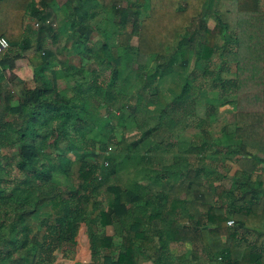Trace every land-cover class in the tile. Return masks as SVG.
Masks as SVG:
<instances>
[{
  "label": "trees",
  "instance_id": "16d2710c",
  "mask_svg": "<svg viewBox=\"0 0 264 264\" xmlns=\"http://www.w3.org/2000/svg\"><path fill=\"white\" fill-rule=\"evenodd\" d=\"M35 1L0 0V43L5 39L16 48L3 55L0 68V264H53L60 251L69 257L67 245L88 216L89 264H139L140 258L154 264H264L260 240L231 241L242 230L256 232L253 226L264 220V179L254 178L264 164V40H256L263 31L252 20L260 0H128L124 10L116 0H99L101 9L93 12L67 1L59 30L74 34L85 17L103 11L110 21L105 40L92 46L79 40V60L87 61L65 62L62 70L54 51L45 48L53 28L40 25L31 55L33 84H25L16 99L9 85L18 77L6 76L5 68L14 70L22 56L23 25ZM48 16L40 15L43 22ZM210 17L215 25L204 33L189 26ZM192 53L201 66L197 74L187 72ZM216 62L224 63L219 70ZM103 68L111 70L106 85L98 79ZM224 70L228 76L222 78ZM174 71L184 72L185 81L162 87ZM63 75L70 84L64 90L57 83ZM134 90L139 102L128 110L123 101ZM227 103L234 119L220 124L222 134L213 138L208 126ZM114 123L139 128L141 135L120 146ZM151 138L157 140L151 149L178 145L170 164L155 169L154 156L144 155V163L137 158L139 142ZM224 160L240 168L231 173ZM139 162L151 185L129 171ZM126 170L130 174L122 176ZM122 205L126 210H119ZM107 225L113 234L100 230ZM175 244L185 250L174 253Z\"/></svg>",
  "mask_w": 264,
  "mask_h": 264
},
{
  "label": "rangeland",
  "instance_id": "374dc122",
  "mask_svg": "<svg viewBox=\"0 0 264 264\" xmlns=\"http://www.w3.org/2000/svg\"><path fill=\"white\" fill-rule=\"evenodd\" d=\"M72 1L74 6L73 9H77L76 7H79L78 11H82V12H93V11H97L101 9V5L99 3V0H89L88 2H84L83 0H69ZM62 2V1H61ZM128 4V0H116L115 1V5L118 6V10H124L126 9ZM51 6V5H50ZM49 6V19L51 20L50 26L53 28L52 32L50 34H55V32L60 29L59 28V23L62 22V18L64 17L65 19V10H63V7H50ZM57 8V9H56ZM53 11V12H51ZM119 16V14H118ZM114 20V19H113ZM84 25L85 27H82L81 29H76L77 32L72 34L73 35L72 38H67L61 45H57V44H52L51 47L53 48H57L59 49V55H60V59L58 60L60 62V64H63V60L64 59H70V62L75 63L77 66H79L78 64H84L87 59L84 57L82 60H79V57H81V55H77L76 53L72 52L73 48L75 46L74 43H76L77 41L75 40H79L80 38L84 39V41L88 40L89 41V45H99V43H102L105 40L104 34H103V28L107 25H109L110 21H109V14L106 12L101 11L99 14H97L95 17H85L84 18ZM63 23V22H62ZM215 25V19L214 18H208V19H204L203 18H197L194 21L191 22V24L189 25L191 29L195 30V31H199L200 33H204V30L207 28V26H211L213 27ZM110 26V25H109ZM108 26V27H109ZM93 28V31L91 32L90 35V39H86L83 35V33L86 30H91L89 28ZM40 28V27H39ZM132 29V25L131 22L127 25L126 31L127 30H131ZM70 34V33H69ZM257 38V37H256ZM75 39V40H72ZM257 40V39H256ZM133 43L138 44V39L136 36H133L132 40ZM92 44V45H91ZM194 43L193 41L190 42V47L193 48ZM36 47V46H35ZM50 47V48H51ZM199 63L196 62L195 60V55L192 53L191 59L189 62H187V72H193L195 71L196 74L198 71V69H196L197 66L201 67L200 65H198ZM224 63H219L216 62L213 66L214 70H219V66L222 65ZM87 66V63H86ZM136 66V65H135ZM215 66H217V68H215ZM134 68V65H133ZM212 68V66H211ZM90 69V68H88ZM231 71L235 70V66L233 65L231 68ZM111 73V70L109 68H103L102 70V74L99 76V82L103 83L104 85H106L105 81L109 78ZM217 73V72H216ZM214 73V74H216ZM202 74V73H200ZM212 76V75H211ZM226 76H228L227 72L224 70L221 73V77L225 78ZM202 77V75H201ZM33 80V76L31 78ZM66 86L69 87V83H68V79H66ZM133 81H136V79L134 78ZM185 81V75L184 72L181 71H174L172 73V76L168 79H166L165 82L162 83V87L164 88H168L170 82H177V83H182ZM20 93H18V97L20 96ZM138 92L137 91H133L131 92V95L128 96L127 98L124 99L123 101V106L125 108H127L128 110L132 109V106H134L135 104H137L139 102L138 100V96H137ZM106 108V109H105ZM113 107H111L109 110H111ZM151 109L155 110V105H151L150 107ZM219 111L217 112L218 114L213 116L214 118L211 119L210 124L208 126L210 135L213 138H217L222 134V131L220 130V124L224 123L225 121L228 123H231L234 119V110L231 108L230 104H221L218 107ZM108 107H105L104 105V111H107ZM121 111V110H119ZM156 111V110H155ZM146 112L147 116H150L152 114H154V112ZM141 117H145L144 113L139 114ZM8 118H11V114L7 116ZM196 125L195 128L196 130H198L199 128H201L200 126ZM129 126H121L117 123L112 124V129H113V133L116 136L115 140L118 141V143L123 145L124 143L127 142H131L133 140H136V137L138 135H141V130H139V128H136L134 126H131L130 128H128ZM107 132H111L110 129H107ZM191 133H194V131L192 130ZM196 133H198L196 131ZM195 133V142L197 141V137L198 135H196ZM138 138V137H137ZM171 141V140H170ZM169 139L163 141V143H168ZM118 143H112L111 147L113 149H117L118 148ZM156 139L151 138L148 142L147 141H143V142H139V147L138 150L136 151L137 154V158L139 160L142 159L143 163V156L146 155L151 156L153 155L156 158V164H155V169H158L162 164H166L172 161V158L174 157L172 155V152H170L169 149H151L153 146L156 145ZM223 150V149H222ZM4 152L7 154H12L13 155V150H11L10 148H6L4 149ZM177 152V151H176ZM136 154H135V158H136ZM161 156V161H159V158ZM222 156V155H221ZM226 160H224L223 162H225ZM103 162L100 161L98 162V164H102ZM110 163V162H109ZM140 163L138 166L133 167L132 169L137 172L140 168ZM162 163V164H160ZM218 163V162H216ZM226 163L231 164L233 162L231 161H226ZM109 165V164H108ZM107 165V166H108ZM103 165H101L102 168ZM199 167V166H198ZM130 172L129 171H124L122 172V176H126L129 175ZM59 176L61 177L62 183L65 184L67 183V178H65V176L63 174H59ZM138 181L142 182V183H147L149 181H146L145 178H142L141 175H138ZM165 183V182H163ZM162 183V184H163ZM149 184V183H148ZM151 185V184H150ZM155 188H157L156 186H154ZM102 190H105V188H102ZM156 191L158 189H155ZM100 199L102 200V205L103 206H107L108 202H109V197L106 195L105 192H103L102 194H100ZM121 208V209H120ZM120 211L126 210V206L122 205L119 207ZM90 221V217H84L82 219V221L79 223L78 229L76 231V235L73 239V243L68 244L66 250H68V256L69 257H65L62 253V251H60L59 256L57 258V260L53 263V264H89V262L92 260V253H91V248H90V237H89V229H88V224ZM100 230L108 233V234H113L115 232V228L113 225H107L106 227H101L100 226ZM117 251H113L112 253L117 257L118 254H116ZM140 260L142 261H150V264H154L152 260H148V259H142L140 258ZM125 264V263H124Z\"/></svg>",
  "mask_w": 264,
  "mask_h": 264
},
{
  "label": "crops",
  "instance_id": "0c3cea01",
  "mask_svg": "<svg viewBox=\"0 0 264 264\" xmlns=\"http://www.w3.org/2000/svg\"><path fill=\"white\" fill-rule=\"evenodd\" d=\"M67 1H69V0H54V1L51 2L50 5L52 7H54V8L57 5L56 7H60V9H61V7H63ZM46 3H47L46 0H36L35 1V7H34V9L33 8H29L27 10V16L25 18V23L23 25V27L25 29V36H24V38L22 40V44H23V46H25V48L22 51V56L16 59V68L13 70L14 73L17 75V77H18L17 79L19 81H17V83L11 82L12 84L9 85V89H11L12 91H14V93L16 94V99L18 98V93L20 92V89L23 86H25V84H27V85H32L33 84V80L31 78L34 75V68H33V65L31 63V55L34 52L33 50L35 49V46L37 44V41L39 40V34H37L35 32V29H38L35 26V23L37 21L42 22L41 25L42 24H45V23H48L47 20L49 19V16L46 19V21H44V22L41 20V17H40V15L42 13H49L50 14V12H49V10H50L49 9V6L50 5H48ZM51 12H53V11H51ZM252 13L257 14V15H254L255 17L252 19L253 20V23H255L254 25H258L257 28H260V30L263 31L262 36L258 37L257 40H264V0H260L259 8L257 6L255 8H252ZM65 19L63 17L61 19L62 22H64ZM62 22L59 23V28L61 26H63V23ZM82 27H85L84 22H82V25H80V29ZM56 33H58V34L55 35ZM55 34L52 35V34L47 33L45 35V37H44L45 38L44 40H46L45 48H50L52 44H57V45H61L62 46L63 45L62 43L67 38H72L73 37V35L69 34V32L63 33L59 29L55 32ZM72 40H75V39H72ZM79 40H84V39L80 38ZM79 40H75L77 42L74 43L75 46H74L73 51H72V52L76 53L77 55L81 54V53L78 52V50L76 48L77 45H78V43H79ZM85 42L89 44V41L88 40L87 41L85 40ZM19 48H21V47H19ZM15 49L16 48H13L12 47V48H9L4 53L0 54V68L2 67L1 58L3 57V55L6 52H9L10 53V56H11L13 54V50H15ZM50 49L52 51H54V54H55V57H56L55 63L57 65V68H60V69L63 70L65 62L70 61V59H64L63 60L64 61L63 64H60V62L58 61L60 59L59 58L60 57V55H59V49L60 48L59 49H57V48H53L52 49V47H51ZM66 79L69 80L68 76L67 75H63V76H61L57 80L58 87L60 89H63V90L66 89V87H67L66 86V81H67ZM137 137H140V135H138ZM137 137H136V139H137ZM177 148H178V145H176V146L174 145V146H172V149H170V152H172V155L174 157L177 156V154H178ZM158 149L164 150L163 147H160ZM188 154L190 156V153H188ZM191 156L193 157L191 162H192V164H194L195 155L192 154ZM160 161H161V156H160L158 162H160ZM156 162H155V164H156ZM170 163L171 162L166 163V164L160 163L162 165H159V166L160 167L166 166V165H168ZM226 166L228 167V169H230V172L231 173L235 169L240 168V165L237 164V163H231V164H227L226 163ZM133 167H135V166H133ZM133 167H131V169L129 171L131 173H134L135 174V171L132 169ZM136 173H139V175H141L142 178H145L146 181H149L148 178L143 174V169H142V165L141 164H140L139 170ZM257 175L259 177H262L264 179V164L263 163H261L255 169L254 178L257 177ZM148 183L150 184V181L147 182V183H144V184L149 185ZM162 186L163 185H161V187ZM231 219H233V218H230L229 220H231ZM229 220H228V224H229ZM260 223H261V225H259V226H253L257 230L256 232L248 233V232L243 231V230L240 231L231 240L232 241V244H234V243L241 244L244 240H246L247 238H249V239H252V240H257L258 239V240H260L261 244L263 243V245H264V220L262 222H260ZM229 225H233V224H229ZM222 234H223L224 237L226 236L224 232H222ZM75 235H76V233H75ZM75 235H74V237H75ZM74 237H73V239H74ZM172 250H173L174 253L179 254V253L183 252L185 250V248L183 247V245L175 244L172 247ZM150 263H151L150 261H145V260L142 261V260H140V263L139 264H150ZM263 263H264V258H263ZM241 264H251V263L250 262H245V263H241Z\"/></svg>",
  "mask_w": 264,
  "mask_h": 264
},
{
  "label": "built area",
  "instance_id": "2783aa9c",
  "mask_svg": "<svg viewBox=\"0 0 264 264\" xmlns=\"http://www.w3.org/2000/svg\"><path fill=\"white\" fill-rule=\"evenodd\" d=\"M47 22H48V23H51V20L48 19ZM41 23H42V22L37 21V22L35 23V26H36V27H39V26L41 25ZM9 48H11L10 43H9L7 40L3 39V40L1 41V43H0V54L4 53V52L7 51ZM5 73H6V75H7L8 77H11V76H13L14 71H13V69H12L11 67H6V68H5ZM118 111H119V110H118ZM105 163L108 164V161H106ZM229 224H234V219L229 220Z\"/></svg>",
  "mask_w": 264,
  "mask_h": 264
}]
</instances>
